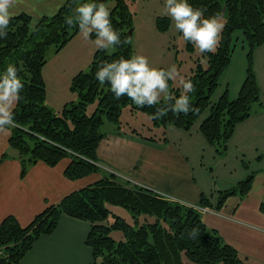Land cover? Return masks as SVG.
Segmentation results:
<instances>
[{
  "label": "trees",
  "instance_id": "obj_1",
  "mask_svg": "<svg viewBox=\"0 0 264 264\" xmlns=\"http://www.w3.org/2000/svg\"><path fill=\"white\" fill-rule=\"evenodd\" d=\"M85 1L67 0L54 15H44L33 26L27 13L12 16L7 35L0 37V75L8 65H14L24 85L21 99L13 109L17 126L11 128L10 135V146L16 149L22 163V175L39 161L51 167L65 158H71L65 168L69 180L102 172L97 148L107 135L102 129L104 119L119 130L126 124L121 118L125 110L135 113L139 110L149 115L147 127L139 130L131 126L130 131L150 141L158 139V135H148L144 130L163 129L161 135L165 139L167 126L189 130L208 111L199 128L212 145L225 150L236 125L247 120L252 115L253 104L261 101L259 82L251 65L256 47L264 44V0H188L194 8L203 11L205 18L225 16L222 38L215 53H203L206 64L198 58L194 73L186 79L193 84V91L187 94L190 97L187 115L168 111L159 119L152 118L153 114L171 101L162 99L159 104L141 108L127 96L116 99L110 84L107 81L100 84L95 78L104 62L134 55L129 34L134 27L133 14L128 2L136 0H114L109 19L121 43L113 46V52L95 50L89 69L75 74L70 87L77 99L66 102L60 112L47 105L42 76L47 51L52 46L56 50L62 48L80 32L76 8ZM96 1L107 4V0ZM68 18L73 21L71 25L66 23ZM235 30L241 31L249 44L248 72L235 99H229L225 89L217 101H212V91L219 86L222 72L233 59ZM125 39L131 43H123ZM192 45L188 42L191 49ZM182 92L177 88L170 94L179 98ZM90 105H95L93 112H89ZM129 106L133 108L124 109ZM254 178L253 172L236 186L220 190L215 203L212 194H202L196 206L220 209L229 196L248 194ZM196 206L105 172L97 182L65 195L59 203L48 205L28 225H21L17 217L7 215L0 223V264H19L37 239L54 233L64 215L89 222L86 244L92 249V264H250L219 232L208 228ZM261 207L264 211V202Z\"/></svg>",
  "mask_w": 264,
  "mask_h": 264
},
{
  "label": "crops",
  "instance_id": "obj_2",
  "mask_svg": "<svg viewBox=\"0 0 264 264\" xmlns=\"http://www.w3.org/2000/svg\"><path fill=\"white\" fill-rule=\"evenodd\" d=\"M66 1L18 0L12 10L13 16L27 13L33 26L44 15H54ZM89 56H93V50L84 47L75 52L69 66L56 64L49 70L46 62L42 76L52 88V94L46 92V102L53 110L60 112V104L77 99L70 84ZM138 113L125 110L121 118L126 124L119 130L114 124L103 129L107 135L97 148L102 172L74 181L65 175L71 158L62 159L51 167L39 161L28 167L23 176L17 151L10 146L11 130L7 134L0 132V223L7 215H14L21 225L30 224L48 205L59 203L65 195L97 182L102 173H109L107 168L144 188L189 205H198L202 194H212L206 190V181L201 182L195 174L198 162L194 148L189 145L193 135L191 130L167 126L165 139L161 133L158 139L150 141L130 131L131 126L140 130L149 125L143 120L140 123ZM173 130L174 135L171 134ZM258 160L261 161V156ZM253 172L255 178L248 194L229 196L222 208L209 207L212 211L202 213V219L209 229L219 232L226 243L247 257L250 264H264V211L261 207L264 202V170ZM212 200L216 202L213 196ZM89 230V222L64 215L54 233L37 239L31 252L19 264H92V249L86 244Z\"/></svg>",
  "mask_w": 264,
  "mask_h": 264
},
{
  "label": "rangeland",
  "instance_id": "obj_3",
  "mask_svg": "<svg viewBox=\"0 0 264 264\" xmlns=\"http://www.w3.org/2000/svg\"><path fill=\"white\" fill-rule=\"evenodd\" d=\"M88 2H95V0L85 1V3ZM106 3L109 11L112 10L115 5L114 0H107ZM128 3L133 14L134 27L131 37L134 55H144L152 66L164 70H169L174 66L177 75L175 79L168 81L169 93L177 88L183 90L181 80L186 81L187 77L194 73L193 69L198 58L202 59L203 64H206L207 58H204L203 53H200L193 45L192 49L188 47V42L183 39L182 33L175 28L174 22L166 14L165 0H136ZM220 18L225 24V16H220ZM233 33L232 43L235 45L233 59L222 72L219 86L212 91V101H217L225 89H228L229 99H235L240 93L248 72L250 65L248 41L245 40L241 31L235 30ZM96 38L95 31L85 36L80 30L71 38L68 45H64L58 50L52 46L47 51L48 69H52L56 64L69 66L74 59L75 52L84 47L93 50L94 56L95 50L98 49L95 43ZM108 50L113 52L114 47L110 46ZM253 55L251 67L259 82L261 101L253 104L252 115L243 121L244 123L240 122L236 125L234 134L227 142V148L223 150V148L212 145L200 130L199 124L208 111L204 112L190 129L193 135L189 145L194 148L195 158L198 162L195 167V174L201 182L206 181V190L208 193L213 192L212 196L215 201L220 190L234 186L240 179H245L253 171L261 172L264 170V44L256 47ZM93 56L86 57L82 62L81 67L84 70L89 69ZM45 87L52 94V88L48 83H45ZM64 105L65 103L60 104L59 108L62 109ZM94 108L95 105H90L89 112H93ZM130 108L133 107L129 106L124 109ZM137 111L140 112L137 115L140 123L142 120L150 123L147 113ZM104 120L102 129L107 130L112 123ZM162 130L156 127L153 132L145 130V133L160 135ZM173 133L174 130L171 134L174 135ZM217 148L222 151L217 150ZM260 156L261 161L258 160ZM118 179L122 180V178Z\"/></svg>",
  "mask_w": 264,
  "mask_h": 264
},
{
  "label": "clouds",
  "instance_id": "obj_4",
  "mask_svg": "<svg viewBox=\"0 0 264 264\" xmlns=\"http://www.w3.org/2000/svg\"><path fill=\"white\" fill-rule=\"evenodd\" d=\"M18 0H0V37L7 35L6 29L13 16V9ZM166 14L174 22L175 28L182 33L183 39L193 44L200 53H215L219 47L224 22L213 15L205 18L200 8H194L188 0H165ZM78 13L79 28L85 36L92 31L96 33V45L101 49L121 43L119 33L112 27L110 11L104 3L88 2L76 8ZM66 23H73L71 18ZM131 43L130 39L123 41ZM177 75L173 66L164 70L152 66L144 55L135 54L131 58H123L104 62L96 71L95 78L104 84H110V90L115 98L127 96L139 107H152L159 104L161 96L165 102L171 101L167 106H161L153 114L154 119L167 115L168 111L174 114L183 112L185 115L190 110V97L187 95L193 91L190 80H181L183 86L182 95L179 98L169 93L168 81L175 79ZM24 85L17 75L14 65H8L5 72L0 75V132L9 133L16 127L13 117V109L21 99V90Z\"/></svg>",
  "mask_w": 264,
  "mask_h": 264
},
{
  "label": "built area",
  "instance_id": "obj_5",
  "mask_svg": "<svg viewBox=\"0 0 264 264\" xmlns=\"http://www.w3.org/2000/svg\"><path fill=\"white\" fill-rule=\"evenodd\" d=\"M107 170L108 171H110V172H113V173H115L117 176H119V177H123V175H120L119 173H117V172H115L114 170H112L111 168H107ZM164 195V194H163ZM165 196V195H164ZM165 197H167V196H165ZM167 198H169V197H167ZM196 206V205H195ZM197 207V206H196ZM198 208V210H200L202 213H204V212H209V211H212L211 209H209L208 207H204V208H201V207H197Z\"/></svg>",
  "mask_w": 264,
  "mask_h": 264
},
{
  "label": "water",
  "instance_id": "obj_6",
  "mask_svg": "<svg viewBox=\"0 0 264 264\" xmlns=\"http://www.w3.org/2000/svg\"><path fill=\"white\" fill-rule=\"evenodd\" d=\"M132 33H133V29H130V30H129V34H130V36H132Z\"/></svg>",
  "mask_w": 264,
  "mask_h": 264
}]
</instances>
